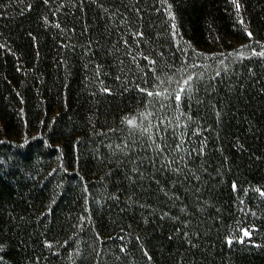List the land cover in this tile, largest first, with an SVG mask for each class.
<instances>
[{
	"label": "trees",
	"instance_id": "1",
	"mask_svg": "<svg viewBox=\"0 0 264 264\" xmlns=\"http://www.w3.org/2000/svg\"><path fill=\"white\" fill-rule=\"evenodd\" d=\"M0 264H264V0H0Z\"/></svg>",
	"mask_w": 264,
	"mask_h": 264
},
{
	"label": "snow or ice",
	"instance_id": "2",
	"mask_svg": "<svg viewBox=\"0 0 264 264\" xmlns=\"http://www.w3.org/2000/svg\"><path fill=\"white\" fill-rule=\"evenodd\" d=\"M237 7H239V5H237ZM181 91H183V89H182ZM149 95H151V93H149ZM175 99H176L177 101H179V100L181 99L180 95H177V96L175 97ZM129 123H131V121H129ZM244 235L247 236L248 233L245 232ZM229 243H231V242H229Z\"/></svg>",
	"mask_w": 264,
	"mask_h": 264
}]
</instances>
